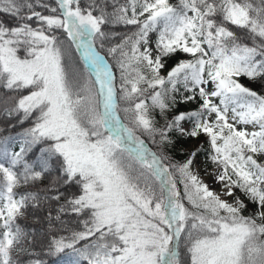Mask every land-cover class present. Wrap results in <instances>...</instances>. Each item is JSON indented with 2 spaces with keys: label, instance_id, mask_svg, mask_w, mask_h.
Segmentation results:
<instances>
[{
  "label": "snow or ice",
  "instance_id": "1",
  "mask_svg": "<svg viewBox=\"0 0 264 264\" xmlns=\"http://www.w3.org/2000/svg\"><path fill=\"white\" fill-rule=\"evenodd\" d=\"M0 14L16 21L0 22V88L16 94L6 111L33 119L20 151L0 154V264H15L16 218L39 201L14 189L46 178L53 158L62 163L45 199L78 186L56 219L75 214L82 230L49 253L73 249L77 264H264V95L240 82H264V0H0ZM201 136L219 191L193 171L203 145L182 162L168 154L174 137Z\"/></svg>",
  "mask_w": 264,
  "mask_h": 264
},
{
  "label": "trees",
  "instance_id": "2",
  "mask_svg": "<svg viewBox=\"0 0 264 264\" xmlns=\"http://www.w3.org/2000/svg\"><path fill=\"white\" fill-rule=\"evenodd\" d=\"M175 2V0H172ZM0 22L6 25H14L16 21L7 14H0ZM121 35L124 33L122 27L115 29ZM120 36H117L114 41L109 43L119 42ZM250 43V42H249ZM75 55V49L72 50ZM78 60V57H76ZM110 60V58H108ZM111 63H114L110 60ZM119 74L117 73V76ZM240 82L250 89L257 91L258 94L264 95V82L251 81L247 78L241 77ZM23 94H27L26 91ZM16 94L9 92L3 88H0V154L5 150L11 155L12 153L19 152L21 142L23 140V134L27 129L33 126V119H23V113L8 114L7 108L11 107L15 102ZM149 104L150 101H147ZM179 110H185L183 105H178ZM123 118V113H120ZM22 121V122H21ZM141 139L145 140V143L153 151L157 148L152 144L146 136H141ZM175 143L168 148V154L174 161L182 162L187 158L192 150H195L202 145L201 137L198 139H184L176 140ZM193 144L192 150L184 152L185 147L189 144ZM47 146V142L34 145L30 151L25 154V160L30 164H34L36 159L41 155V149ZM208 149L203 146L198 153L197 158L203 160L207 165H212L211 161L207 159ZM62 163L60 158H53L50 161L51 171L50 174H46V178L35 183H29L27 185H21L14 189L16 198L21 195H25L29 192L37 193L39 197L38 205L33 207V202H28L26 206L21 210L22 215L16 218V224L25 233L24 239L19 246L22 250L13 253V259L15 264H34L39 261L40 264H77L80 260L77 252L73 249H65L59 253H49V244L56 238L70 237L73 231L82 230L80 224V218L75 214L62 213L60 219L57 220V210L60 204L65 202V197L72 194H79V187L76 185L62 186L60 191L64 193L59 201L45 199L46 196L50 197L53 193L47 191L50 182L59 175V168ZM22 171V167L18 168ZM38 170V169H37ZM239 195L240 193L237 192ZM252 205H249V209ZM247 214V212L245 213ZM87 241H81L76 247L80 248ZM183 252V249H181ZM186 259V257H182ZM86 264V262H82Z\"/></svg>",
  "mask_w": 264,
  "mask_h": 264
},
{
  "label": "rangeland",
  "instance_id": "3",
  "mask_svg": "<svg viewBox=\"0 0 264 264\" xmlns=\"http://www.w3.org/2000/svg\"><path fill=\"white\" fill-rule=\"evenodd\" d=\"M153 39L155 34H152ZM179 58H183V59H190V57L187 56H181ZM175 59L173 58L171 60L168 61V67L170 68L174 63H175ZM185 108L188 107H196L195 104H189V105H183ZM202 139V145L205 146L208 149V145L205 142V138L203 136H201ZM193 148V144L189 143L185 149L184 152H189L190 150H192ZM258 160L260 161H264V157H258ZM193 171L199 175L200 179L208 184L211 188H213L214 190L219 191V185L215 183L214 181V173L217 171L216 168L212 165H207L203 160L196 158L194 161V166H193ZM230 199V198H229Z\"/></svg>",
  "mask_w": 264,
  "mask_h": 264
}]
</instances>
